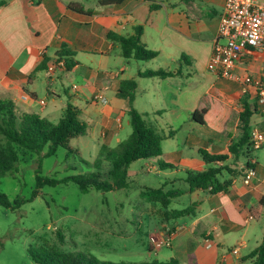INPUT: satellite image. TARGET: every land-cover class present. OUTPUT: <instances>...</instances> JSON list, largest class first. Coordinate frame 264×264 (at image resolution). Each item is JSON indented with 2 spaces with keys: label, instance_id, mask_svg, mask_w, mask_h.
I'll return each instance as SVG.
<instances>
[{
  "label": "crops",
  "instance_id": "0c3cea01",
  "mask_svg": "<svg viewBox=\"0 0 264 264\" xmlns=\"http://www.w3.org/2000/svg\"><path fill=\"white\" fill-rule=\"evenodd\" d=\"M225 1L118 0L102 4L98 0H6L0 5V99L14 102L19 113H35L47 119L62 116L68 103L77 106L81 116L86 110H94L98 132L95 135L92 131L90 137L109 145L113 139L119 141L115 134L123 127L129 108L128 100L117 95L119 83L135 78L133 107L150 115L152 120H148L160 132L165 133L163 126L174 131L167 137L174 146L164 151L162 143V158L145 159V166L153 164V172L170 170L172 178L161 182L168 186V179L179 180L178 173L185 175L186 170L202 171L210 166L200 149L228 152L241 132L243 101L256 106L253 130L264 133V104H259L256 88L208 69ZM70 2L80 4L85 11L69 8ZM137 26L143 29L142 43L159 52L156 58L126 59L120 44L107 36L109 31L130 36ZM63 49L70 52L65 58L73 65L49 73L48 64L59 58ZM160 68L176 73L165 78L137 75L140 70ZM231 74L240 78L251 75L264 83V54L245 52ZM67 82L78 88L71 90ZM98 94L105 101H96ZM194 115L202 122L194 120ZM255 151L250 160L254 164L250 180L239 173L247 158L229 155L226 164L236 175L223 170L227 173L222 172L221 180H231L227 192L186 191L190 204H197L195 216H190L188 223L164 218L160 225L171 232L172 243L166 247L168 251L160 248L154 254L148 252L147 258L173 257L180 264H237L245 260L243 249L251 239L248 233L260 218H254L250 208L264 199V163L259 162ZM160 161L174 168L161 169Z\"/></svg>",
  "mask_w": 264,
  "mask_h": 264
},
{
  "label": "rangeland",
  "instance_id": "374dc122",
  "mask_svg": "<svg viewBox=\"0 0 264 264\" xmlns=\"http://www.w3.org/2000/svg\"><path fill=\"white\" fill-rule=\"evenodd\" d=\"M67 84L69 86L71 82ZM62 94L66 96L64 92ZM19 111L16 107V113ZM84 113L82 119L94 127L89 126V134L71 139L70 145L78 152L60 148L56 155L42 158L19 150L17 170L0 178V191L11 202L16 198L27 199L31 196L36 188L35 171L39 159L43 176L62 178L88 172H100L106 176L110 162L105 155H100L102 145L98 139L90 137L92 131L95 135L98 132L96 113L90 109ZM58 117L61 116L53 115L48 119L56 123L60 119ZM146 117L152 120L150 115ZM163 128L165 133L169 132L167 126ZM131 132L132 127L126 115L123 127L115 134L119 141L113 139L108 146L117 148L121 141L128 139ZM162 143L164 151L174 146V141L168 138ZM255 153L259 162L264 163V148L257 149ZM96 161L100 163L99 168L94 165ZM152 165L145 166V159L133 162L127 188L115 191L81 190L76 184L68 182L42 187L36 197L18 208L0 205V264H37L30 257V247L39 252L50 247L83 252L98 260L113 262H141L150 260L147 258L148 252L154 254L160 248L168 251V246L154 249L150 241V237L159 238L162 234H168L160 225L164 221V208L159 203L151 204L143 199L140 191L146 186L158 187L166 177L172 178V174L170 170L153 172ZM176 177L179 179L177 182L173 179L166 181V189L171 188V185L181 190L187 187L183 173H178ZM186 193L174 198L169 209L188 206L190 197ZM190 220V216L178 219L180 223ZM248 234L250 244L243 249L247 254L262 241L264 209ZM237 264H249V260H240Z\"/></svg>",
  "mask_w": 264,
  "mask_h": 264
},
{
  "label": "trees",
  "instance_id": "16d2710c",
  "mask_svg": "<svg viewBox=\"0 0 264 264\" xmlns=\"http://www.w3.org/2000/svg\"><path fill=\"white\" fill-rule=\"evenodd\" d=\"M102 4L119 3L118 0H98ZM6 0H0V5ZM68 7L84 12L85 10L78 3L70 2ZM142 27L137 26L134 34L123 36L109 31L108 38L120 44L121 52L126 59L148 61L158 56L159 52L148 49L141 41ZM70 52L63 49L58 53L59 59L65 58ZM73 62L65 58V68L70 69ZM175 71L164 69H147L138 71L139 77H160L174 75ZM137 81L135 78L121 80L118 86L117 95L129 102L127 115L129 117L132 132L128 139L121 141L117 148H110L107 144L102 145L100 155L110 162V169L103 176L100 172H88L71 174L62 178L48 177L41 174V160L39 159L36 168V188L29 198H16L11 202L8 196L0 191V205L5 208H18L24 202L32 200L38 195L39 189L44 186H55L62 183L72 182L81 190L95 189L99 191H115L129 187V170L133 162L140 159H149L162 156V142L174 133L170 130L167 134L160 132L154 124L149 121L145 114L136 110L132 103L135 99ZM257 108L243 101V111L240 113V134L232 140L227 153H210L200 149L199 153L204 162L210 166L202 171H185L184 181L187 183V190L179 188L166 189L165 184L158 187L146 186L140 191L143 199L150 203H159L163 209V217L166 220H178L184 216H195L196 203L189 204L183 208L169 209L173 199L187 192L196 189H209L211 193L228 191L231 185L230 179L220 180L223 170L228 171L232 176L236 175L234 169L227 163L229 155L234 157L244 156L247 162L242 171L246 175L249 169H254L250 163L252 153L256 150L252 143V132L254 129L252 116L257 113ZM197 122H202L196 115L193 116ZM88 124L81 118V110L68 103L64 112L56 123L35 113H16L15 103L10 100L0 99V178L6 173L17 170L20 161L19 150L34 153L39 156L49 157L57 154L60 148L70 152H78L70 145L71 139L80 135H86ZM106 150L105 153L103 151ZM41 158V159H42ZM223 163L221 166H212L214 163ZM96 168L100 163L96 161ZM161 169L174 168L171 163L159 162ZM238 174V173H237ZM264 209V199H261L250 208L251 215L258 219ZM31 259L37 264H180L176 258L160 260L153 258L141 262H113L98 260L83 252L63 251L60 248L50 247L42 252L30 247ZM249 264H264V234L259 245L254 247L244 258Z\"/></svg>",
  "mask_w": 264,
  "mask_h": 264
},
{
  "label": "built area",
  "instance_id": "2783aa9c",
  "mask_svg": "<svg viewBox=\"0 0 264 264\" xmlns=\"http://www.w3.org/2000/svg\"><path fill=\"white\" fill-rule=\"evenodd\" d=\"M247 51H255L264 54V3H257L253 0H226L224 11L220 17L218 34L213 44V51L208 63L210 71L221 73L224 76L232 77L244 84L253 85L258 94L259 104H264V83L261 78L246 75L243 78L233 76L231 69L235 62ZM63 59L55 58L47 67L49 73L56 68L64 67ZM78 86L72 84L71 90ZM96 101L103 102L105 97L102 94L95 96ZM44 101L41 100V103ZM264 110V107H262ZM264 141V133L253 130L252 143L254 149H259ZM254 170L249 169L244 179L250 180ZM167 235V236H166ZM159 238L150 237L154 249L162 246H170L172 243L171 232ZM208 241V240H207ZM208 242V246H210ZM234 253L237 250H233Z\"/></svg>",
  "mask_w": 264,
  "mask_h": 264
}]
</instances>
